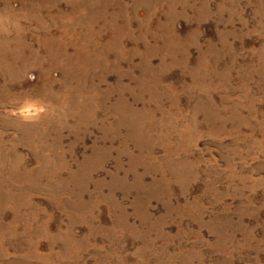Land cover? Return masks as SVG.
Instances as JSON below:
<instances>
[{
	"label": "rangeland",
	"instance_id": "obj_1",
	"mask_svg": "<svg viewBox=\"0 0 264 264\" xmlns=\"http://www.w3.org/2000/svg\"><path fill=\"white\" fill-rule=\"evenodd\" d=\"M0 264H264V0H0Z\"/></svg>",
	"mask_w": 264,
	"mask_h": 264
},
{
	"label": "clouds",
	"instance_id": "obj_2",
	"mask_svg": "<svg viewBox=\"0 0 264 264\" xmlns=\"http://www.w3.org/2000/svg\"><path fill=\"white\" fill-rule=\"evenodd\" d=\"M39 111H42V110H39ZM37 113H38V110L32 105H28L27 107H25L24 111L22 112V114L25 115L26 117L35 115Z\"/></svg>",
	"mask_w": 264,
	"mask_h": 264
}]
</instances>
